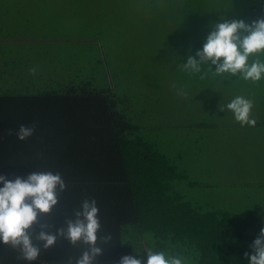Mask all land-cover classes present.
<instances>
[{
  "label": "trees",
  "instance_id": "obj_1",
  "mask_svg": "<svg viewBox=\"0 0 264 264\" xmlns=\"http://www.w3.org/2000/svg\"><path fill=\"white\" fill-rule=\"evenodd\" d=\"M75 1L0 0V174L14 180L59 173L66 186L51 213L38 217L33 243L40 244V225L55 233L76 219L85 200H94L101 223L97 246L105 249L94 264H119L127 255L143 262L149 249L182 264H248L244 253L251 254L264 228V201L240 202L252 207L237 212L219 199L237 194L236 175L248 169L257 177L254 182L252 174L246 187L253 195L264 189V82L217 76L209 62L197 75L188 71L191 81L174 73L169 85L148 84L129 74L117 87L100 60L88 80L90 66L66 48L73 45L63 37L68 28L60 13ZM180 1L185 10L175 24L195 28L205 0H196L193 9ZM149 2V16L163 13ZM233 2L241 8L237 19L250 24L264 16V0ZM203 44L181 45L178 58ZM256 59L264 62V54L249 63ZM33 67L35 76L29 74ZM237 95L254 101L255 127L241 128L227 110ZM33 124V135L19 141L20 125ZM105 236L111 237L107 243ZM85 249L60 238L48 250L41 245L31 264H68ZM20 256L18 248L0 243V264H28Z\"/></svg>",
  "mask_w": 264,
  "mask_h": 264
},
{
  "label": "clouds",
  "instance_id": "obj_2",
  "mask_svg": "<svg viewBox=\"0 0 264 264\" xmlns=\"http://www.w3.org/2000/svg\"><path fill=\"white\" fill-rule=\"evenodd\" d=\"M264 54V16L249 23L243 20H224L215 24V28L207 35L195 57L189 56L186 71L199 73L201 64L215 66V75L227 73L239 76L246 82L257 83L264 79V62L259 59L249 63V58ZM37 69H29L35 76ZM203 78V77H201ZM226 108L241 128L255 127L256 119L252 115L254 101L243 95L235 96ZM224 109H221L223 111ZM36 125H20L16 132L19 141H24L34 133ZM0 243L18 248L20 258L28 264L38 259L43 250L53 247L62 238L71 246L81 243L86 246L79 258L69 257L68 264H94L103 255L105 249L97 246V233L101 228L98 217L99 209L94 200H85L81 211L76 213L75 220H66L65 226L52 233L48 225H40L34 244L32 234L38 217L50 214L57 205L59 195L65 190V182L59 173L32 172L26 177L17 176L14 180L0 174ZM104 243L111 237L105 236ZM251 254L245 252L248 264H264V228L253 241ZM119 264H182L178 258H168L163 251L147 252L143 262L132 255L123 256Z\"/></svg>",
  "mask_w": 264,
  "mask_h": 264
},
{
  "label": "rangeland",
  "instance_id": "obj_3",
  "mask_svg": "<svg viewBox=\"0 0 264 264\" xmlns=\"http://www.w3.org/2000/svg\"><path fill=\"white\" fill-rule=\"evenodd\" d=\"M145 2L150 3L149 0H76L72 5V10L71 7H68L65 8L64 13H60L63 23L68 28V32L63 37L73 45L66 46V48L77 54L79 58H83V63L90 66L85 72V77L88 80L93 73L98 72L94 65L100 60L104 62L105 68L110 69L113 82L117 87L123 85L129 74L132 80H136L138 77L139 82L143 80L148 84L156 83L158 80L169 85L168 81L176 78L174 73L184 75V79L191 81L192 77L184 66L189 56L195 57V53L191 55L189 52L186 57L178 58L181 45L190 48L193 45L198 47V43L205 42L207 35L214 30L215 24L224 20H240L237 18L241 8L233 0H225V2L205 0V3L196 10L198 17L196 27L193 29L198 35L191 34L193 29L189 25H182L179 28L180 26L175 24L176 21H181L185 10V8L183 10V6L178 7L181 1L174 0L176 5H172L169 1L171 6H168L164 0H154L153 5L157 6V11L163 12L157 16L154 14L149 16L144 11L146 9ZM186 2L190 6L189 8L193 9L196 0H187ZM166 8L171 12L169 13ZM151 24L154 27H151ZM181 31L190 32V36H183ZM180 64L183 66L178 68ZM99 69L101 70V67ZM197 74L193 73V75ZM97 81L101 83V78L99 77ZM259 82H264V79ZM134 84L140 85V83ZM177 92L180 95V103H182L184 92L182 89ZM173 94L175 91L172 89L171 95ZM247 160H251V158L247 157ZM252 174H254L255 182L257 177L255 170L254 173L252 169H248V173L235 174L238 185L233 189L237 194H228L219 199L233 204L231 207H227L228 209L246 212L252 206L239 204L240 202L264 201V189L257 191L258 194L254 189L253 195L251 193L253 188L246 187L247 181L253 179ZM226 183L228 185L235 184L231 181ZM221 190L226 192L228 186ZM261 205L264 206V203Z\"/></svg>",
  "mask_w": 264,
  "mask_h": 264
}]
</instances>
